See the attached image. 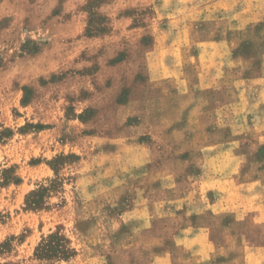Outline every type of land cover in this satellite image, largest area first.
<instances>
[{"label": "rangeland", "instance_id": "obj_1", "mask_svg": "<svg viewBox=\"0 0 264 264\" xmlns=\"http://www.w3.org/2000/svg\"><path fill=\"white\" fill-rule=\"evenodd\" d=\"M263 55L264 0H0V264H264Z\"/></svg>", "mask_w": 264, "mask_h": 264}, {"label": "crops", "instance_id": "obj_2", "mask_svg": "<svg viewBox=\"0 0 264 264\" xmlns=\"http://www.w3.org/2000/svg\"><path fill=\"white\" fill-rule=\"evenodd\" d=\"M226 1H228V0H226ZM250 15H256V17H257L260 14H259V12H257V13L250 14ZM237 19H238V22L236 24H234V25L230 24V29H234L237 31H245L246 28L248 27V25L251 22H254V20H255V19H250L249 15L246 17V15H244V11H241L238 14ZM232 27H234V28H232ZM200 46L205 47V50H203V53L201 52L202 54L206 53L207 48H210V47L213 48L214 47V48H218V49L223 50L225 52L226 58L228 60H231V62H233V61L242 62V58L239 57V58L234 59L231 56V49L234 46V44L232 42H230L228 39H222L219 41H203L200 43ZM227 50H228V52H227ZM223 58H225V56H223ZM263 59H264V55H263ZM263 76L264 75H261L260 78L256 77V79H254V81H256L258 83V82L264 80ZM259 103H261V102H259ZM222 199H224V198L222 197L218 201H216L214 204L210 205V208L211 207H220L221 205H224L226 202H225V200H222ZM212 211L216 212V210L214 208H212ZM193 232H194L193 236H188V237L185 236V237H183V240H181V242L183 243V241H185L187 239L192 241V243H193L192 248H194V250L196 252L202 254L201 259L205 260V259L209 258L210 253H212L215 250L213 243L210 241L209 230L206 228H199V229L194 230ZM207 249L209 250V253L207 252ZM259 249H264V247H260V248H258V250ZM197 264H199V263H197Z\"/></svg>", "mask_w": 264, "mask_h": 264}, {"label": "trees", "instance_id": "obj_3", "mask_svg": "<svg viewBox=\"0 0 264 264\" xmlns=\"http://www.w3.org/2000/svg\"><path fill=\"white\" fill-rule=\"evenodd\" d=\"M12 134L10 130H4L0 132V141L5 137H9ZM10 170H7L9 172ZM12 173V171H11ZM14 182L19 183L20 178L16 175L4 176V184ZM55 187L53 184L50 188L42 187L39 190L31 192L26 198L27 207L30 209H40L44 207L45 196L51 188ZM6 244L1 245L4 247ZM73 252L68 247V240L59 233H53L46 239H43L41 244L37 248V256L39 258H59L68 259L72 256Z\"/></svg>", "mask_w": 264, "mask_h": 264}]
</instances>
